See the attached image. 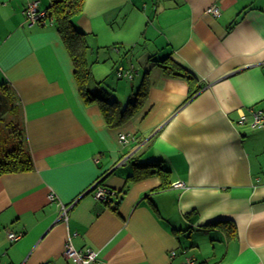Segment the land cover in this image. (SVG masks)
Listing matches in <instances>:
<instances>
[{"label": "crops", "instance_id": "crops-1", "mask_svg": "<svg viewBox=\"0 0 264 264\" xmlns=\"http://www.w3.org/2000/svg\"><path fill=\"white\" fill-rule=\"evenodd\" d=\"M30 1L0 0V84L19 99L33 164L0 176V264H75L67 241L95 264H264V126H251L264 118V0H84L74 26L113 73L90 89L133 110L114 126L80 94L52 19L27 25ZM96 182L120 195L96 200Z\"/></svg>", "mask_w": 264, "mask_h": 264}, {"label": "trees", "instance_id": "trees-1", "mask_svg": "<svg viewBox=\"0 0 264 264\" xmlns=\"http://www.w3.org/2000/svg\"><path fill=\"white\" fill-rule=\"evenodd\" d=\"M83 4L84 0H48V5L44 10L47 13V18L52 19L53 24L70 55L80 94L85 101L98 100L100 102L101 110L108 125H120L125 121V118L132 113V108L121 110L115 102L107 101L99 96V92L90 89V83L92 82L91 70L90 64L86 59L89 46L85 40L84 33L78 30L73 23V17L82 11ZM167 59L163 60V63H165V66H163L169 69L171 74L181 75L186 78L189 83V98L192 97L199 90V86L196 85L197 79L189 71ZM11 97H14L15 100L13 101ZM16 100L18 101V104L15 103ZM13 108H17L19 113H21V106L18 97L9 87L5 86V83H1L0 119L5 113L13 111ZM21 120L22 122L19 129L15 130L14 128H11L6 134L0 133V176L6 173L28 171L33 166L24 139V122L22 113ZM134 165L136 172L130 176L132 179L140 177L143 173L137 171L138 167L136 164ZM157 172L162 173L161 170H158ZM117 194L120 195V192L117 191ZM110 201H107V203Z\"/></svg>", "mask_w": 264, "mask_h": 264}, {"label": "built area", "instance_id": "built-area-1", "mask_svg": "<svg viewBox=\"0 0 264 264\" xmlns=\"http://www.w3.org/2000/svg\"><path fill=\"white\" fill-rule=\"evenodd\" d=\"M207 12L211 13L212 15H219L220 14V7L217 5H212L209 6L206 10ZM23 13L25 15V19L27 21L28 26H33L37 23L45 22L47 19V13L45 10H41L38 8V1H30L27 2ZM136 70L133 67L127 68L123 65H118L116 68V74L119 77H126L128 79H133V77L136 74ZM252 127H263L264 126V118L262 115V112H255L254 113V120L251 124ZM136 140V137L131 134H125L121 133L119 135V142L121 144H128L131 142H134ZM172 187H183L184 183L183 182H173L171 183ZM92 195L96 200H102V201H112V198L116 197L117 191H114L108 187H105L101 184H97L94 186L92 189ZM48 199L50 202H55L57 201V197L54 194V192H50L48 194ZM68 206L61 204L60 208V216L64 219L67 217L66 213L68 210ZM21 237V233H15L13 231H7V238L10 241H15L18 238ZM64 256L67 258H70L74 261L75 264H95L97 261V252L88 247L84 250H76L72 245L70 244L69 241L65 243L64 250H63ZM175 254V251L170 252V257ZM179 264H189V260H186L184 262H181Z\"/></svg>", "mask_w": 264, "mask_h": 264}, {"label": "rangeland", "instance_id": "rangeland-1", "mask_svg": "<svg viewBox=\"0 0 264 264\" xmlns=\"http://www.w3.org/2000/svg\"><path fill=\"white\" fill-rule=\"evenodd\" d=\"M85 37V36H84ZM86 40V39H85ZM87 42V41H86ZM86 59H87V62L90 64V70H91V76L95 75L96 77H100V78H105L107 81H110L111 78L113 79V73H112V67H110V63L107 62L104 64V62H101V63H93L92 59H90V53L89 51L87 52V55H86ZM92 67V68H91ZM109 71H111V75L112 76H108V73ZM142 74H144V72L142 71ZM94 77V76H93ZM141 79H136L135 82H134V85H136L137 83L140 82ZM116 81V79H115ZM116 82H119V84H121L122 82H128L127 80H117ZM91 84V83H90ZM126 85V84H125ZM101 86V84H100ZM125 91L127 90H117V94L120 95L123 94V96L125 95ZM116 92V91H115ZM129 92V91H128ZM127 92V93H128ZM127 95V94H126ZM125 95V96H126ZM124 96V97H125ZM11 99L14 101L15 98L11 97ZM125 100H123L124 102ZM16 104H18V101L16 100L15 101ZM21 113H19V111L17 110V108H13V111H10V112H7L5 113L1 119H0V133L1 134H6L9 130H11V128H14L15 130L16 129H19L20 126H21ZM23 132V131H22ZM206 244L204 243V246Z\"/></svg>", "mask_w": 264, "mask_h": 264}, {"label": "water", "instance_id": "water-1", "mask_svg": "<svg viewBox=\"0 0 264 264\" xmlns=\"http://www.w3.org/2000/svg\"><path fill=\"white\" fill-rule=\"evenodd\" d=\"M97 184H99V183H98V182H96L95 184H93V185H92V186L89 188V190H88V191L92 190V189L94 188V186H95V185H97ZM88 191H87V192H88ZM64 205H67V204H64ZM59 218H62V217H61V216H59Z\"/></svg>", "mask_w": 264, "mask_h": 264}]
</instances>
